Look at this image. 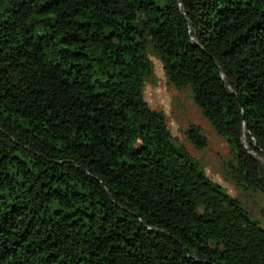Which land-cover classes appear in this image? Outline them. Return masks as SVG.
<instances>
[{"label": "trees", "instance_id": "1", "mask_svg": "<svg viewBox=\"0 0 264 264\" xmlns=\"http://www.w3.org/2000/svg\"><path fill=\"white\" fill-rule=\"evenodd\" d=\"M152 54L264 197V0H0V264H264V206L150 105Z\"/></svg>", "mask_w": 264, "mask_h": 264}, {"label": "rangeland", "instance_id": "2", "mask_svg": "<svg viewBox=\"0 0 264 264\" xmlns=\"http://www.w3.org/2000/svg\"><path fill=\"white\" fill-rule=\"evenodd\" d=\"M152 59L155 73L145 85V98L152 107L165 112L172 133L200 161L207 174L223 184L232 195L243 199L253 213L260 217L259 209L264 206V197L240 189L227 177L228 164L234 156L231 144L225 137L216 133L209 120L203 115L200 106L194 100L191 87L177 88L168 80L159 56L152 54ZM191 124L201 128L208 138V145L201 147L191 141L187 134Z\"/></svg>", "mask_w": 264, "mask_h": 264}, {"label": "water", "instance_id": "3", "mask_svg": "<svg viewBox=\"0 0 264 264\" xmlns=\"http://www.w3.org/2000/svg\"><path fill=\"white\" fill-rule=\"evenodd\" d=\"M245 127H246V124H245Z\"/></svg>", "mask_w": 264, "mask_h": 264}, {"label": "bare ground", "instance_id": "4", "mask_svg": "<svg viewBox=\"0 0 264 264\" xmlns=\"http://www.w3.org/2000/svg\"><path fill=\"white\" fill-rule=\"evenodd\" d=\"M246 137V136H245Z\"/></svg>", "mask_w": 264, "mask_h": 264}]
</instances>
